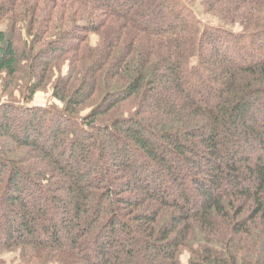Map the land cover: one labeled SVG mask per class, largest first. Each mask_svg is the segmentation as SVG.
Segmentation results:
<instances>
[{
	"label": "trees",
	"instance_id": "16d2710c",
	"mask_svg": "<svg viewBox=\"0 0 264 264\" xmlns=\"http://www.w3.org/2000/svg\"><path fill=\"white\" fill-rule=\"evenodd\" d=\"M186 1L0 0V264H264V0Z\"/></svg>",
	"mask_w": 264,
	"mask_h": 264
},
{
	"label": "rangeland",
	"instance_id": "374dc122",
	"mask_svg": "<svg viewBox=\"0 0 264 264\" xmlns=\"http://www.w3.org/2000/svg\"><path fill=\"white\" fill-rule=\"evenodd\" d=\"M180 3L184 7H186L187 9H189L191 11V8H190V6H188L186 0H180ZM196 8H197L196 10H197L198 13L194 14L193 19L195 21H201V22L209 23V25H212V24L217 25L218 24V21L215 18H213L211 16H206V15H202L201 14L202 8L200 7V5H198ZM232 29L235 32L241 31V29H240L239 26L233 27ZM97 41H98V38L97 37H94L93 38V41H92V44L93 45H96ZM1 90H2V83H1V80H0V92H1ZM15 95L17 96V98L19 97V94L16 93ZM2 98H4L5 101H7L6 99L8 97L3 96ZM53 103H55V101L52 100V98H51V92L47 91V92H39L35 96V99H34V103L33 104L35 106H38V105H43L44 106V105L53 104ZM58 105H60V104H58ZM3 259H5L8 264H22L20 262V256L17 253L4 254ZM187 260H188V256L185 255L183 257L184 264H187Z\"/></svg>",
	"mask_w": 264,
	"mask_h": 264
}]
</instances>
